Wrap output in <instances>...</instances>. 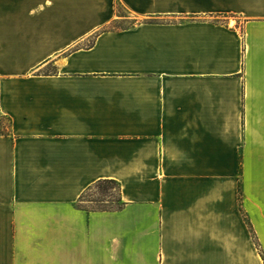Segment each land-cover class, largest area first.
I'll return each instance as SVG.
<instances>
[{"label":"crops","instance_id":"obj_1","mask_svg":"<svg viewBox=\"0 0 264 264\" xmlns=\"http://www.w3.org/2000/svg\"><path fill=\"white\" fill-rule=\"evenodd\" d=\"M0 264H264V0H0Z\"/></svg>","mask_w":264,"mask_h":264},{"label":"rangeland","instance_id":"obj_2","mask_svg":"<svg viewBox=\"0 0 264 264\" xmlns=\"http://www.w3.org/2000/svg\"><path fill=\"white\" fill-rule=\"evenodd\" d=\"M116 11L119 15H123V9L121 5L118 3L116 4ZM129 23H118V24H112L110 28L119 29L122 27L128 26ZM48 70H53V67H48ZM117 196L115 191H111L108 193H104L101 188H93L90 191H87L84 197L82 198V202L86 204V206L90 208H112L116 207V204L112 203V198L110 195Z\"/></svg>","mask_w":264,"mask_h":264},{"label":"trees","instance_id":"obj_3","mask_svg":"<svg viewBox=\"0 0 264 264\" xmlns=\"http://www.w3.org/2000/svg\"><path fill=\"white\" fill-rule=\"evenodd\" d=\"M93 188H101L104 193H108L111 191H115L117 196L113 194L110 195L112 198L111 202L116 204V207H112L110 209H120L122 207V201L120 197V184L115 180H101L94 184L88 191L92 190ZM87 192V191H86ZM86 192L82 195V198L86 194ZM98 209H106V208H98Z\"/></svg>","mask_w":264,"mask_h":264}]
</instances>
